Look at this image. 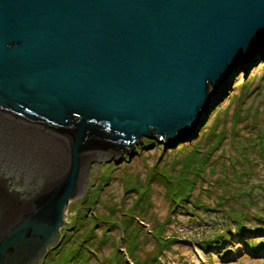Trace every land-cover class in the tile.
<instances>
[{
    "label": "water",
    "instance_id": "water-1",
    "mask_svg": "<svg viewBox=\"0 0 264 264\" xmlns=\"http://www.w3.org/2000/svg\"><path fill=\"white\" fill-rule=\"evenodd\" d=\"M260 56L264 0H0V141L20 139L0 145V264H43L60 245L88 157L194 142L211 90ZM23 131L58 140L67 166L52 173V145ZM27 176L46 183L26 194Z\"/></svg>",
    "mask_w": 264,
    "mask_h": 264
},
{
    "label": "rangeland",
    "instance_id": "rangeland-1",
    "mask_svg": "<svg viewBox=\"0 0 264 264\" xmlns=\"http://www.w3.org/2000/svg\"><path fill=\"white\" fill-rule=\"evenodd\" d=\"M259 58L211 90L194 142L165 151L144 139L131 152L91 157L86 189L43 264H264V149L247 147L264 139ZM217 236L209 250L199 244ZM161 241L166 251L155 260Z\"/></svg>",
    "mask_w": 264,
    "mask_h": 264
},
{
    "label": "bare ground",
    "instance_id": "bare-ground-1",
    "mask_svg": "<svg viewBox=\"0 0 264 264\" xmlns=\"http://www.w3.org/2000/svg\"><path fill=\"white\" fill-rule=\"evenodd\" d=\"M6 123V119H4V118H2V117H0V123ZM15 128V127H14ZM16 130H18V131H21L20 129H19V127H16L15 128ZM24 133V131L21 133V134H19L20 136H23V137H25L26 139H29V140H31V141H36L37 139L38 140H40V141H43V142H45V143H47V144H50V145H52V147H53V151L54 152H56L57 153V155L55 154V155H53V153L50 151V149H49V151H47L46 153H45V157L43 158L44 159V161H45V166L47 165V167L49 168V169H51V172L52 173H54L55 174V172H57L58 171V169L61 167H66L67 166V163H68V161H67V159H68V155H67V152L65 151V148L61 145V143L58 141V140H54V141H50V140H52L51 138H46L45 136H38V135H35V134H33L32 132H31V134H25ZM27 135V136H26ZM50 139V140H49ZM6 140H8V139H5V140H2V141H0V145H2V144H5L7 141ZM20 139H11V140H8V141H15V144L13 143V145L15 146V145H18V141H19ZM30 143V142H29ZM60 151V152H59ZM66 153H65V152ZM60 155V156H59ZM95 155H97V154H93V155H91L90 157H88L89 159H87V161H91V159L92 158H95L94 156ZM99 155V154H98ZM92 157V158H91ZM60 158V159H59ZM85 164H86V162H85ZM84 164V165H85ZM16 165H14V167H15ZM22 166H16L15 168H11V171H9L8 169H6V170H4V172H3V174H6V173H11V172H13V174H15L16 173V175L17 174H20L21 173V171H22ZM86 167H84L83 169H82V173L85 175L86 174V169H85ZM84 170V171H83ZM10 178V177H9ZM36 178H38L37 180H34V179H36ZM26 181H28V184L27 183H25V182H23V183H21L22 185H23V187L24 188H21V189H23V192H25L26 194L27 193H29V194H35V193H38L43 187H44V185H45V183H46V181H45V179H43L42 177H33L32 176V178H30V177H26ZM34 181H35V185L34 184H32V183H34ZM11 183H13V184H18L19 183V181L18 180H13V181H11ZM16 188V187H15ZM19 188V187H18ZM16 190H17V188H16Z\"/></svg>",
    "mask_w": 264,
    "mask_h": 264
},
{
    "label": "trees",
    "instance_id": "trees-1",
    "mask_svg": "<svg viewBox=\"0 0 264 264\" xmlns=\"http://www.w3.org/2000/svg\"><path fill=\"white\" fill-rule=\"evenodd\" d=\"M225 135V134H224ZM248 145L247 147H250L252 149H258V150H263L264 149V139H262L261 135L260 134H257V137L255 139H252V140H248ZM246 146H243V152L244 153H248V148ZM206 163H203L202 162V166H204ZM244 218H246V216H244ZM236 223L239 225V229L243 230V232L246 231V228L243 226V221L241 220H237ZM139 229H137L138 231ZM247 233V232H245ZM221 238H223V236H220ZM218 240V236L217 238L215 239H210V240H206L205 242H200L199 244L204 247L205 249L209 250L211 247H213L214 244H217ZM168 243H172V242H168ZM167 243V244H168ZM158 247H157V250H156V254H155V260H157L158 257H160L161 255H163L164 251H166L165 249V246L166 244H164V242H159L158 243ZM119 256V255H118ZM120 257V256H119ZM118 260V259H117Z\"/></svg>",
    "mask_w": 264,
    "mask_h": 264
}]
</instances>
